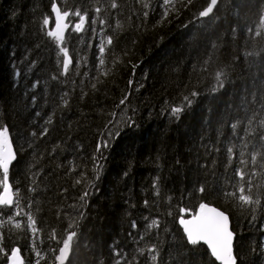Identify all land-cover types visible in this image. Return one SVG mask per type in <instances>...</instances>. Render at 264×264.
I'll list each match as a JSON object with an SVG mask.
<instances>
[{"label": "trees", "instance_id": "trees-1", "mask_svg": "<svg viewBox=\"0 0 264 264\" xmlns=\"http://www.w3.org/2000/svg\"><path fill=\"white\" fill-rule=\"evenodd\" d=\"M52 2L0 0V126H9L18 149L10 182L14 190L20 189L24 210L9 222L15 206L3 208L0 247L9 254L19 247L25 264H36L38 259L40 264H53L54 255H44L58 247L49 240L51 230L66 238L64 230L76 222L77 237L65 264H117L114 249L130 264H189V260L218 264L206 246L187 245L178 222L181 208L201 202L196 187L202 184L207 189L203 199L231 217L237 264H264V255L259 254L264 246V209L258 208L253 220L252 212L224 195L235 190L234 172L240 166L238 158L228 165L227 148L235 144L238 157L246 119L264 106L262 0H219L213 13L203 18L199 12L211 0H194L188 8L183 7L187 0H182L176 5L179 13L172 9L167 18L162 0H116V9L111 8L113 0H56L62 11L80 8L89 15L81 32L72 30L79 18H68L63 46L72 64L66 76L61 75V45L47 35L54 25ZM96 7L101 8L99 19L105 25L99 19L92 23ZM45 16L50 19L47 29ZM102 39L111 57L97 71ZM249 52L256 55L246 56ZM106 70L107 76L102 75ZM218 71L227 73L228 79L223 89L213 92ZM93 76L100 81L96 89L91 87L96 82ZM82 92L87 93L83 99ZM64 93L69 100L66 108L58 106ZM125 96L126 106L118 107ZM174 106H183L178 118L171 114ZM53 112V123L44 125ZM128 116L136 122L132 127L122 123ZM237 120L241 123L233 138L230 125ZM109 121L119 134L101 156L96 148ZM45 126L49 133L41 138ZM33 130L36 137L30 135ZM94 154L102 164L98 178ZM81 171L87 174V184L76 183ZM157 178L159 195L153 188ZM257 179L264 186V174ZM86 188L91 194L81 204ZM28 211L41 230L35 249L24 215ZM157 218L159 228L147 230L146 224ZM17 221L20 229L15 227ZM152 244L157 245L156 259L147 251ZM0 264H6V257Z\"/></svg>", "mask_w": 264, "mask_h": 264}, {"label": "snow or ice", "instance_id": "snow-or-ice-1", "mask_svg": "<svg viewBox=\"0 0 264 264\" xmlns=\"http://www.w3.org/2000/svg\"><path fill=\"white\" fill-rule=\"evenodd\" d=\"M182 3V0H162L163 6V18H167L172 9H175L177 14L179 9L176 8V5ZM194 0H187L186 4H183L184 8H188L193 5ZM218 0H211V2L205 7L202 11L199 12V17H208L210 13L213 12L214 7L217 5ZM264 3V0H262ZM118 7L116 0H113L111 3V8L116 9ZM52 12L55 14V28L54 30H47V35L54 38L61 47L59 48L60 53L63 54V72L61 75H67L69 72V66L72 64V57L69 55V50L64 45L65 41V31L69 28V24L65 21L70 16H75L79 18V21L75 23L74 28L72 29L75 32H81L84 29L85 23L89 20V15L87 11L81 12L80 8H76L75 11L72 10H61L60 5L53 0L52 2ZM101 12L100 7L95 8V13L97 16L92 19V23L95 24L96 20L99 19V14ZM148 13L145 12L144 16L147 17ZM101 25H105L107 22L104 19H99ZM50 24L49 17L45 16L43 18V26L47 29ZM261 25H264V16L261 17ZM95 31V29H93ZM104 29L101 28V32ZM236 30L233 29V32ZM248 32L251 33L252 29L249 28ZM261 32L257 30L255 36L259 37ZM107 45H113V37L109 35L107 37ZM98 47L97 60L98 64L96 66L97 71L101 68H105L107 65L106 57H111V49L106 48L103 39L101 40ZM215 47V45H213ZM256 55V53H246V56ZM236 59H239L237 57ZM116 61H114L115 63ZM104 76H107V70L101 73ZM223 77V78H222ZM56 79L57 77H53ZM93 81L91 87L96 89L97 83H99V78L97 76L92 77ZM228 79V74L223 71H218L215 75L216 84L213 87V92L219 91L225 87V81ZM36 84L33 87H36ZM198 93L193 92L192 95L195 96ZM68 93H64L60 97V104L58 106L68 107L69 100L66 98ZM87 95L86 92H82L81 99ZM128 97L125 96L120 100V106H126V101ZM188 104L191 103V100L188 97L184 98ZM32 101L35 102V96L32 97ZM183 111V106H174L171 108V114L175 117H179V113ZM36 116H40V113H35ZM116 115L115 113L113 114ZM55 112L49 114L44 120V125H50L53 123V117ZM125 127H132L135 125V120L132 116H128L122 122ZM241 121L237 120L235 123L230 125L232 129L233 138L237 137V129ZM115 126L113 121H109V127L107 128L106 133L102 134V141L97 145L96 153L102 156V149H105L109 146L111 138L119 134V128L116 132L111 130V127ZM49 133L48 127H43L42 131L39 133L40 137H46ZM32 137H36V131L30 133ZM243 150L239 151L238 157L237 153L234 151L235 144L227 148L228 153V165L231 166L233 159H239V167L235 169V176L238 177L237 186L235 190L227 191L224 193L226 197L233 199L241 208H247L250 212L253 213L252 219H255L254 213L259 209H264V191H261L262 186L260 181L257 179L261 174H264V106L261 110L253 112L250 117L246 119V126L244 128V133L239 137ZM231 144V141H230ZM58 147V146H57ZM249 149H251L249 151ZM219 151V149H216ZM53 153L56 151V148H53ZM18 149L14 148L13 139L10 135L9 126L7 124L0 126V216L3 215V208L13 209L14 215L9 216L8 221L12 222L15 220V217L21 215L24 211L21 208L19 193L20 189H13V183L10 182V168L13 165V162L17 160ZM93 160L95 163V168L97 170V178L99 169L102 168L97 155L94 154ZM72 171H76V168L73 167ZM158 179L153 183V188L157 189V195H159L158 189ZM77 184H87V174L85 172H79L78 178L76 179ZM94 187V185H90ZM254 189L256 191L254 192ZM29 191H35L34 187H30ZM207 189L204 185H198L196 187V192L201 197V202L198 206L194 208H181L179 216V225L181 226L184 237L187 245L189 246H206L207 254L210 255L215 262L218 264H237V255L235 254L234 241L235 233L230 228V217L226 214L225 211L221 210L219 207H216L203 199L204 194ZM90 192L87 188L83 191L80 201L81 204L85 203L87 198L90 196ZM145 201V205H147ZM28 209L32 208V202L29 201L27 204ZM24 215L28 219V227L31 229L33 241L32 246L36 248V240L38 239V233L41 231L36 225V220L33 218L31 211L24 212ZM59 215V214H58ZM67 215V213H65ZM77 215L83 218L84 213L78 211ZM187 217V218H186ZM148 218L145 217V220ZM133 229L137 228L136 221H132L131 224ZM159 220L154 219L151 222L146 224V229L151 230L152 228H159ZM15 227L20 229L22 224L20 222H15ZM78 227V223L70 222L67 228L64 230L66 233V238H62L60 234L57 233L56 229L51 230V235L49 240L54 242L58 247H52L49 253L44 255H54L55 259L53 264H65L68 260L69 252L74 241V238L77 237V231L74 228ZM131 235V233H130ZM2 234H0V239H2ZM143 239V236L140 237ZM43 243V241H40ZM148 253L153 254L152 258L156 259L159 255L157 245L152 244L147 249ZM253 252H257V249L253 248ZM141 254L144 253V249H140ZM37 257H41V252H35ZM259 254L264 255V246L259 249ZM113 255L117 258V264H130L129 260L126 258L125 254L121 253L119 249L113 250ZM6 257V264H24V259L21 256V249L19 247H13L10 250V254L7 250L0 247V259ZM36 264H40L39 259L36 261ZM191 264V260H189Z\"/></svg>", "mask_w": 264, "mask_h": 264}, {"label": "water", "instance_id": "water-1", "mask_svg": "<svg viewBox=\"0 0 264 264\" xmlns=\"http://www.w3.org/2000/svg\"><path fill=\"white\" fill-rule=\"evenodd\" d=\"M218 2H219V0H218ZM218 4V3H217ZM217 6V5H216ZM216 6L214 7V9H213V11L215 10V8H216ZM62 10V9H61ZM213 13V12H212ZM212 13H210V15L212 14ZM53 17H54V25H53V30H54V28H55V14L53 13ZM65 23H67V24H69L68 23V19L65 21ZM69 29V28H68ZM68 29H66V31H65V34L64 35H66V33H67V31H68ZM70 67V66H69ZM14 163V162H13ZM14 189V188H13ZM213 205V204H212ZM215 206V205H214ZM217 207V206H216ZM221 209V208H220ZM221 210H223V209H221ZM224 211V210H223ZM226 212V211H225ZM226 214H228L227 212H226ZM229 215V214H228ZM229 217H230V215H229ZM187 218V217H186ZM181 227V226H180ZM230 228H231V230L234 232V230H233V227H232V220H231V217H230ZM235 233V232H234ZM235 239H236V233H235ZM234 248H235V241H234ZM236 254V253H235ZM21 256H22V254H21ZM22 258H23V256H22ZM24 259V258H23ZM25 262V261H24ZM237 263H238V260H237Z\"/></svg>", "mask_w": 264, "mask_h": 264}]
</instances>
